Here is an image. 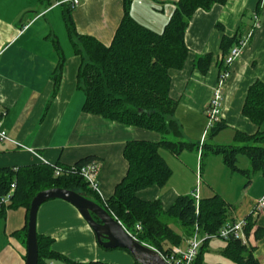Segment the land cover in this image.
Masks as SVG:
<instances>
[{
  "label": "crops",
  "instance_id": "obj_1",
  "mask_svg": "<svg viewBox=\"0 0 264 264\" xmlns=\"http://www.w3.org/2000/svg\"><path fill=\"white\" fill-rule=\"evenodd\" d=\"M63 1L0 0V113H4L0 129L11 140L0 142V169L95 160L99 163L98 197L105 202L127 172L125 144L158 143L160 136L82 112L85 97L77 81L81 59L66 33L64 7L60 6ZM177 2L131 0L130 15L141 26L161 33ZM122 5L123 0H78L71 13L77 34L109 46L122 18ZM254 18L259 27L232 64L223 90L220 121L225 128L212 140L217 145H228L237 131L249 136L264 131V123L258 129L242 116L249 87L257 81L264 84V0H228L209 11L194 13L184 35L189 50L187 60L182 70L169 72V96L177 103L173 118L181 132L183 125L188 143L199 145L205 140L204 110L217 81L222 37L246 35ZM206 55L211 56L210 64L202 72L195 62ZM222 133L225 134L219 138ZM159 153L170 167L171 177L163 187L140 191L137 197L158 200L167 211L177 197L192 195L199 177V199L219 195L230 207L232 220L249 218L251 229L244 232L246 247L252 249L259 264H264V213L255 210L264 195V176L251 172L250 164L242 160L238 169L250 171L245 184L244 176L231 172L219 156H207L203 164L194 151H183L178 156L164 150ZM223 177L230 181V187L223 184ZM231 179H235L236 186ZM26 227L24 208L0 210V264H25ZM36 233L50 238L51 250L60 256L46 264H137L125 250L100 247L78 211L64 201L51 200L40 206ZM187 239L179 247L169 248L184 249ZM225 246L224 241L209 240L201 264L205 253L219 257L221 264H232L222 254Z\"/></svg>",
  "mask_w": 264,
  "mask_h": 264
},
{
  "label": "trees",
  "instance_id": "obj_2",
  "mask_svg": "<svg viewBox=\"0 0 264 264\" xmlns=\"http://www.w3.org/2000/svg\"><path fill=\"white\" fill-rule=\"evenodd\" d=\"M227 1L178 0L162 32L155 33L131 17V0H123L122 18L107 47L92 37L77 34L71 15L74 8L61 3L66 33L74 53L81 59L77 81L85 97L82 112L156 133L160 140L158 143L130 141L125 144L123 157L128 165L127 172L105 202L88 188L78 174L70 172L69 175L54 176L56 167L68 170L74 166L78 169L91 159L73 165L39 163L16 170L0 169V197L9 192L12 184L15 186L10 203L0 210L24 208L28 215L30 202L39 192L53 188L73 191L100 205L125 229L130 230L136 241L162 254L172 250L169 245L179 247L186 238L191 237L195 225L200 234L214 235L226 222L233 221L230 207L216 194L199 199L198 204L193 195L179 196L167 211H163L158 200L144 201L137 197L140 191L163 187L171 177V169L159 150L174 156L183 151H195L200 161L204 156H219L231 172L249 179L250 171L237 167L238 156H244L249 161L251 172H260L264 176V131L258 130L252 136L237 131L232 144L228 145L210 144L205 140L199 145L191 144L182 141L181 126L173 118L177 103L169 96V72L182 70L187 60L189 50L184 41L187 25L197 10L209 11L213 6L224 5ZM240 37L238 34L222 37L218 74L224 70V58ZM55 49L58 50V47L55 46ZM210 59V55L198 58L195 67L205 72ZM242 116L258 129L264 123L263 83L257 81L249 87ZM224 128L222 121L216 124L209 132L210 140ZM244 220V232L247 234L251 224L249 218ZM169 221L180 226L183 235L177 234ZM137 225L141 226V230H136ZM256 238H259V234H256ZM208 241L203 242L195 264H201ZM224 242L226 246L222 254L232 264H259L252 249L241 241L231 238ZM52 243L50 238L37 235L38 264L60 259L51 250Z\"/></svg>",
  "mask_w": 264,
  "mask_h": 264
},
{
  "label": "built area",
  "instance_id": "obj_3",
  "mask_svg": "<svg viewBox=\"0 0 264 264\" xmlns=\"http://www.w3.org/2000/svg\"><path fill=\"white\" fill-rule=\"evenodd\" d=\"M62 3H67L72 8H75L78 6V0H65ZM258 27H259V22L257 18H254L251 30L246 35L241 36L238 39L237 44H235L229 50L228 55L224 58V61H223L224 70L218 74L216 84L213 87L212 92H211V97L204 110V114L207 118V126H206V130L204 133V137L206 136L208 131H210L216 124L220 122L221 107H222V100H223V90H224L226 82L228 81L230 77V68L232 64L235 62V60L241 56L253 30ZM3 115L4 113H0V126H1V119ZM4 141L11 142L6 132L0 129V142H4ZM13 143L21 147L16 142H13ZM32 154L36 155L33 152ZM98 171H99V163L95 160H91L89 162H86L84 165H82L78 169L75 168L74 166H70V169L68 170H63L60 167H56L54 169V176L60 177L63 175H69L70 172L76 173L84 180L88 188L99 196L100 192H99V188L97 184ZM198 189H199V177H197L196 190L193 193V197H194L196 204H198L199 202ZM14 190H15V186L14 184H12L9 192L5 196L0 197V208L7 206L10 203ZM255 210L258 212L264 213V195L257 201ZM245 224L246 223H245L244 218L243 219L239 218L233 221H228L214 235L200 234L198 227L195 225L193 235L189 237L186 241V247L184 249L172 248V250L168 252L167 254H162L156 249L150 246L148 247L155 250L166 264H195L199 250L205 240L220 239L222 241H227L232 238L235 240H239L242 242V244L246 245L247 240L244 235ZM136 230L137 231L141 230V226L137 225ZM48 264H53V263L50 262ZM87 264H91V263H87Z\"/></svg>",
  "mask_w": 264,
  "mask_h": 264
},
{
  "label": "water",
  "instance_id": "obj_4",
  "mask_svg": "<svg viewBox=\"0 0 264 264\" xmlns=\"http://www.w3.org/2000/svg\"><path fill=\"white\" fill-rule=\"evenodd\" d=\"M51 200L64 201L73 206L93 232L97 244L103 249L125 250L137 264H166L155 250L136 241L100 205L76 192L59 188L41 191L30 202L25 264H38L37 213L42 204Z\"/></svg>",
  "mask_w": 264,
  "mask_h": 264
},
{
  "label": "rangeland",
  "instance_id": "obj_5",
  "mask_svg": "<svg viewBox=\"0 0 264 264\" xmlns=\"http://www.w3.org/2000/svg\"><path fill=\"white\" fill-rule=\"evenodd\" d=\"M55 35V34H54ZM182 125V124H181ZM189 129V128H188ZM210 131H208L207 133H208V137H206V139H205V142L206 143H210V144H214V140H210V138H209V135H210V133H209ZM182 141H184V142H187L188 143V141L184 138V136H185V130H184V127H183V125H182ZM227 133H228V131H227ZM226 133V134H227ZM225 133H222V135H220V137L219 138H221V136L223 137V135H224ZM230 134V133H229ZM222 143L223 144H225V142L224 141H222ZM230 144H232V143H230ZM195 152V151H194ZM197 153L195 152V156L197 157V155H196ZM207 157H203L202 158V163L204 164V162H205V159H206ZM242 160H245L247 163H249V161H248V159L246 158V157H244V156H238V158H237V166L238 167H241V162H242ZM206 163V162H205ZM178 176H179V173H178ZM235 176V178H239V180H241L240 178L241 177H238V175L236 176V175H234ZM243 177V176H242ZM244 178V180H245V184H247V182H248V179H246L245 177H243ZM181 179H183V177L181 178ZM234 180V181H233ZM231 181H233V186H236V181H235V179H231ZM223 184H225V185H227V187H230V181L228 180L227 181V178H225V177H223ZM196 190V185L194 184V190H193V192H192V195H193V193H194V191ZM169 223V225H170V227L177 233V234H179V235H183V229L180 227V226H178L176 223H174L173 221H169L168 222ZM212 240V239H211ZM217 240H220V239H217ZM222 241V240H221ZM224 260H226V259H224ZM203 264H221V259L219 258V257H216L214 254H212V253H209V254H207V253H205V260H204V263Z\"/></svg>",
  "mask_w": 264,
  "mask_h": 264
}]
</instances>
